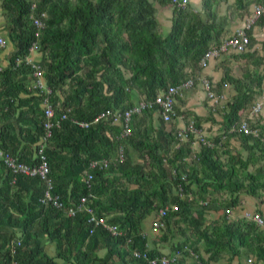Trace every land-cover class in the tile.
<instances>
[{
    "label": "trees",
    "instance_id": "obj_1",
    "mask_svg": "<svg viewBox=\"0 0 264 264\" xmlns=\"http://www.w3.org/2000/svg\"><path fill=\"white\" fill-rule=\"evenodd\" d=\"M153 1L173 7L166 37L149 0H0L14 46L8 65L0 71V148L35 166L37 143L45 133L42 97L55 110V120L69 114L52 128L44 149L52 192L60 197L61 209L41 204L44 186L39 177L0 168V264H57L54 259L72 264H147L131 253L147 250L142 223L164 208H168L163 219L166 229L171 218L178 217L174 224L184 238L178 248H188L185 253L196 257L194 264L225 257L229 263L251 248L254 264H264V230L256 221L205 217V208L236 209L241 194L258 199L264 195V126L253 119L248 125L256 134L238 131L242 113L255 100L254 89L261 88L262 76L247 73V78L238 79L225 69L220 85L229 83L236 93L223 108L224 132L211 139L213 147L200 145L195 154L192 138L172 149L176 131L165 128L156 106L133 116L131 136H122L121 125L111 119L89 128L74 121H93L108 109H133L132 91L138 99L154 100L168 86L193 78L204 54L220 45L227 19L214 10L217 0H202L205 20L189 5ZM236 1L242 6L243 0ZM251 4L264 5V0L249 1L247 7ZM43 14L45 27L37 38L33 18ZM35 42L43 54L41 68L49 94L29 86L33 76L25 56ZM17 112L21 118L30 117L26 122L31 127L20 117L18 124L14 122ZM155 114L160 118L157 127ZM191 118L200 129L203 118ZM232 138L248 153L245 158L233 155ZM130 150L140 161L132 158ZM101 159L112 160L104 168L90 167L91 161ZM249 167L255 168L254 173L248 172ZM87 173L92 174L89 184ZM84 196L81 208L69 214L68 209ZM87 206L117 224L122 233L113 234L102 225L91 233L94 223ZM173 206L178 210L172 211ZM17 237L22 245L11 252L8 245ZM45 239L56 243L55 258L43 251ZM201 242L207 259L201 254ZM102 248L108 249L107 254L99 256ZM150 252L151 257H160L159 252Z\"/></svg>",
    "mask_w": 264,
    "mask_h": 264
},
{
    "label": "built area",
    "instance_id": "obj_2",
    "mask_svg": "<svg viewBox=\"0 0 264 264\" xmlns=\"http://www.w3.org/2000/svg\"><path fill=\"white\" fill-rule=\"evenodd\" d=\"M171 3L173 6L177 7H185L188 5V0H171ZM46 17V14L42 15V18H33V22L36 30V37L39 38L41 31L45 27L43 18ZM264 20V5H255L253 8V11L246 19V29H249L251 24L255 20ZM5 44V39L3 36H0V46H3ZM251 44L250 37L241 30L236 31L234 34L223 37L221 40V43L218 47L211 48L208 50L202 59L199 62V65L203 67L206 62L210 58H217L220 57L224 52L227 50H233L235 53L243 54L246 50H248L249 46ZM39 46L37 42L33 43L29 47V53L25 56V61L32 69V76L34 79V87L39 89L41 92H45L46 94H49L50 91L47 88L44 78H43V71L41 66L34 62L32 59H30V54L32 52H38ZM19 62V61H18ZM3 69L2 65L0 64V71ZM195 80L196 78H187L180 82L178 85H171L168 86L167 89L159 93L154 100H141L137 101V103L134 105L133 109H127V110H111L108 109L107 111L103 112L101 115L96 117L93 121H76L80 126L89 128L92 123L99 122L101 120H110L112 124L114 125H121L122 127V136H131L132 135V118L134 115H140L143 110H145L147 107L153 108V106H156L157 112L159 113L162 121L166 124L172 123L173 120H181L185 121V125L182 128H179L176 131V142H175V148L178 149L180 147L185 146V144L192 138V141L195 143H199L200 145L204 146H210L213 147L214 143L209 138L203 136L201 133V130L198 129L195 125V121L193 119H188L184 115L177 112V102L179 99L183 98L186 93L191 91L195 86ZM203 87V90L206 93V96L210 99H215L216 96L214 93L211 92L210 84L207 79H198ZM263 101L258 103L253 107L252 115H256L262 106ZM42 107L45 110V118L46 122L44 125V136L42 140L37 143L36 147V157L38 159V164L35 166H28L25 165L23 162L16 160L8 151H6L4 148H0V168L5 167L6 169H9L14 174L22 173L24 176L28 177H39L40 180L43 183L44 190L42 197L40 199L41 204H52L53 207L57 209H61L63 204L60 200V197L58 195L53 194V183L50 178V168L48 165V162L46 160L44 149H45V143L51 136L52 128L57 125L60 126L61 120L64 118H68L69 114L65 113L62 115L60 120H55V110L52 108V106L49 104L48 99L45 98L44 102L42 103ZM249 121V120H248ZM248 121L243 122L239 125V132H243L245 134H256L255 130H251L248 125ZM119 157L122 159V152H123V146H120L119 148ZM112 159H101V160H93L90 162V167L96 168V167H107L109 165V161ZM92 179V174L87 173V179L86 183L89 184L90 180ZM178 195L182 198L184 195L182 194L181 190H178ZM81 202L76 207H70L68 209V213L73 215L75 214V211L79 208H81L83 202L86 201V197H81ZM203 205H206V203H203ZM87 210L92 213V216L90 220L94 223L93 228L91 229V233L94 231L95 227L98 225H102L105 229L110 231L113 234H121L119 227L117 224L109 223L105 217H99L97 216L92 210L87 206ZM172 211H177L178 208L176 206H173L171 208ZM168 212V208H164L159 210L156 213V217L154 221L152 222V229L154 231H161L165 229L164 221L163 219L166 217ZM223 216L230 218L232 216V210L230 208H226L223 210ZM254 221H256L259 224L263 225V221L259 217H254ZM22 245V240L17 237L11 240L10 244L8 245L11 252H14L16 247H20ZM132 258L135 260H142L147 264H169L170 261L167 259V257L160 256V257H151V252L149 250H134L132 253ZM254 260L252 257L247 259V264H254ZM13 264V263H11Z\"/></svg>",
    "mask_w": 264,
    "mask_h": 264
},
{
    "label": "crops",
    "instance_id": "obj_3",
    "mask_svg": "<svg viewBox=\"0 0 264 264\" xmlns=\"http://www.w3.org/2000/svg\"><path fill=\"white\" fill-rule=\"evenodd\" d=\"M149 1L154 4V8L156 9V21L160 25L163 36L166 37L171 31L173 7L170 5H160L157 2H154L153 0H149ZM249 1L252 0H243L242 6H239V3L236 0H217L216 4L214 5V10H216L218 15L225 17L227 19V25L225 27V31L223 32V36L225 35V33L228 34L229 32V34L232 35L236 31L241 30L244 31L250 37L251 44L248 50H246L243 53V55L241 54V56L239 57L240 59L226 58L224 55H221L220 57L217 58H210L206 62V64L203 67H201L196 74L193 75V77L196 78L194 88L188 93H186L183 98L179 99L176 105L177 111L180 114L184 115L186 118L192 119L191 117H193V115L195 116V114L193 113L196 112L198 115H202L201 113L203 112L202 108L204 106L202 107L203 105L202 103L205 101L204 97L207 96L205 91L203 90L201 82L198 79L199 78L207 79L210 84L211 92L214 93L216 96V92L214 91L213 88L215 86L218 87L219 90L222 88V86L220 85L221 79L224 77L222 72H223V68H225L226 66H229L233 71L232 75L231 74L230 75L238 79L247 78L248 76L247 73L251 74L253 78L256 75L262 76L261 86H264L262 85V83L264 84V75H263L264 74V20L263 19L255 20L253 24H251L249 29L245 28L246 19L251 14L254 6L256 5V4H251L249 7H247ZM188 2H189L188 5L196 12H200L202 19L205 20L206 14L202 9V0H188ZM2 12L3 9H2V4L0 2V24H2V21L5 20ZM3 31L6 32V30ZM0 35L4 36L1 33ZM7 36L8 35L5 34L7 46L5 49L0 51V58L5 60V62H8L7 58L14 50V46L11 43V41L7 40L8 38ZM258 47L260 48L258 49ZM257 58L259 59L256 61ZM30 59H32L34 62L39 64L41 61H43V54L39 51L32 52L30 54ZM1 65L2 67L6 66L3 64ZM254 67L255 69L250 70V68H254ZM227 84L232 87L230 94V96L232 97L236 92L231 84L226 83V85ZM225 90L226 88L223 90V92ZM137 97L138 95L134 91H132L131 98L134 104H136L137 101L139 100ZM179 101L183 102V105L181 107L178 105ZM216 101H217V97L215 99H210L207 97L205 102L209 107H213ZM153 120L155 127H157V125L160 122L159 116L155 114ZM259 120H260V125L264 126V121H263L264 119L263 120L259 119ZM173 122L176 123V130L182 128L185 125V121L175 120ZM205 123L207 122L203 118L200 128L203 136L208 137L210 140L218 136L216 134L211 137L207 136L204 131ZM195 143L199 145L198 149L193 146V144ZM195 143L194 142L192 143V151H193L192 154L193 153L195 154V152L200 150V144L197 142ZM239 201H240V206L232 210V216L230 218L259 217L264 223V195L260 199H258V198H253L251 196H247L245 194H241L239 196ZM217 210L218 209H207L206 212L211 213V215H213L214 213L215 214L218 213L217 216H212L213 219L216 220V219H220V217H223V209H219L218 212ZM155 217L156 215L152 214L142 223L143 232L147 237V250L152 252H159L161 257L162 256L166 257L170 249L166 245L164 239L159 240L157 238L161 236L162 231H154L152 229V222L154 221ZM157 239L158 241H156ZM42 248L43 251L46 253V255H48L49 257L52 258L56 257V248H57L56 243L51 242L49 239H45L42 242ZM107 251H108L107 248H102L97 251V254L99 256H104L107 254L106 253ZM201 254L204 259H207V257H209V254H207L205 250L203 252L201 251ZM250 257L256 260L255 255H251L247 259H249ZM247 259L244 262H242L239 260V257H235L229 263L227 262L226 264H247L246 263ZM54 260L57 264H72L70 262H66L64 259H54ZM220 260L216 262H210V264H220ZM132 264H137V263L133 262Z\"/></svg>",
    "mask_w": 264,
    "mask_h": 264
},
{
    "label": "rangeland",
    "instance_id": "obj_4",
    "mask_svg": "<svg viewBox=\"0 0 264 264\" xmlns=\"http://www.w3.org/2000/svg\"><path fill=\"white\" fill-rule=\"evenodd\" d=\"M3 14V12H2ZM4 16V19L2 21V24H0V33L2 35H4V39H5V44L3 46H0V51L5 49L6 46H7V41H6V37H5V34L8 35L7 33V30L5 29L6 28V25H7V21H6V18H5V15L3 14ZM3 30H6V32H4ZM2 31V32H1ZM231 34H226L224 35V37L226 36H229ZM1 36V35H0ZM8 37V36H7ZM7 40H9V38H7ZM10 41V40H9ZM260 47H258L259 49ZM222 55H224L226 58H239L241 56V54L239 53H235L233 52V50H227L226 52H224ZM243 55V54H242ZM240 59V58H239ZM259 58L256 59V61L258 60ZM8 60V58H7ZM9 63V60L8 62H5V60L1 59L0 58V64H3V65H8ZM43 64V61H41L39 63L40 66H42ZM4 67V66H3ZM228 69V72L232 75L233 71L232 69L229 67V66H226L225 68H223V76L225 74V69ZM255 69L254 68H250V70H253ZM189 71V69L187 70ZM196 72H194L193 74H196ZM194 78V77H193ZM34 79L32 78L29 82V86L32 88V89H36L34 87ZM262 85H264L262 83ZM226 88V92L223 90ZM231 86L230 85H223L222 88L219 90L218 87H214V91L216 92V97H217V101L216 103H214V106L213 107H209L207 105V103L205 102L207 97H204V102L202 103V110L203 112L201 113L202 115H198L196 112L193 113L195 114V116H199V117H203V118H208V116H210V119L209 120H206L204 119L207 123H205V128H204V131L206 133L207 136H213V135H221L223 134L224 132V128H223V121H222V112H223V108L224 106L226 105L227 101L230 100L229 98H231L230 94H231ZM39 90V89H38ZM203 93V92H202ZM221 93V94H219ZM254 97H255V100L252 102V104L242 113V117H241V121H240V124L243 123V122H247L248 120H256V119H261L263 120L264 119V86H261V88H255L254 89ZM46 97L43 96L42 97V101H44ZM61 99V98H60ZM144 99V98H143ZM141 100V99H139ZM261 101H263L262 103V106L260 108V111L256 114V115H252V111H253V107L255 105H257L258 103H260ZM61 102V101H60ZM178 105L181 107L183 105V102L182 101H179ZM199 112V111H198ZM200 113V112H199ZM192 114V115H193ZM194 116V115H193ZM19 112H17L15 114V119H14V122H17V119L19 118ZM21 118V117H20ZM22 121L24 124L28 125L29 127H31L29 124V122H26L28 120H30V117H26V116H23L22 118ZM203 121V120H201ZM264 121V120H263ZM262 122V121H261ZM19 122H17L18 124ZM158 123V122H157ZM160 124V123H159ZM159 124L157 126H159ZM165 128L168 130V131H172L173 134L175 133V130H176V123L175 122H172V123H169V124H164ZM208 138V137H207ZM223 140L225 139V137L222 138ZM237 140V139H236ZM234 140V138H232L230 140V143H229V148L230 150L232 151L233 155L234 154H240L243 158L246 157V155H248V153L241 147V144L238 142V140L236 141ZM126 145V144H124ZM193 146L195 148H199V145L198 144H193ZM174 144L172 146V149H174ZM130 155L132 156V158L136 161H140L138 158H137V155L134 151L130 150L129 151ZM221 158L225 159L226 156L221 154ZM2 170V169H1ZM255 171V168L253 167H249L248 168V172L249 173H254ZM2 171H0V186H1V176H2ZM53 181V180H52ZM53 183V182H52ZM224 197H228V195L225 193L222 194ZM216 197L220 198V195H216ZM201 207H196V209H200ZM208 209V208H207ZM205 208V217L209 220H215L213 219L212 216H217L218 213H214L213 215H211V213L209 212H206L207 210ZM218 209V208H217ZM221 209H225V208H221ZM213 211V210H212ZM219 211V209L217 210V212ZM178 217H172L171 218V222H170V227L169 229H165L161 232V236L160 237H157L159 240L161 239H164L166 245L169 247L170 251L169 253L166 255L167 259H169L170 263L169 264H194L196 263V257H194L193 255L192 256H188L186 255L185 252L189 251L188 248H184L183 251L180 250L178 248V244H180L181 242L184 241V238L182 237V235L179 234L177 228L175 227V224H174V221L177 219ZM221 219V217H220ZM219 219V220H220ZM239 219H243V218H230V220H233V221H236V220H239ZM247 220H254V217L252 218H246ZM181 226H184V224H181ZM259 226L261 227V229L264 230V227L263 225L259 224ZM2 227V226H0ZM263 227V228H262ZM165 238H168V239H165ZM158 239L156 241H158ZM199 247H200V250L203 252L206 248V245L204 242H201L199 244ZM251 255H254V250L253 248H251V251L249 254H246V255H242L241 257H239V260L244 262L249 256ZM227 257L225 258H221L220 260V264H226L227 263Z\"/></svg>",
    "mask_w": 264,
    "mask_h": 264
}]
</instances>
